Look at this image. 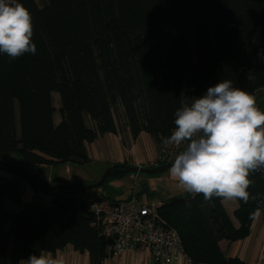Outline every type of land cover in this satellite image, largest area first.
I'll list each match as a JSON object with an SVG mask.
<instances>
[{
	"label": "trees",
	"instance_id": "1",
	"mask_svg": "<svg viewBox=\"0 0 264 264\" xmlns=\"http://www.w3.org/2000/svg\"><path fill=\"white\" fill-rule=\"evenodd\" d=\"M19 2L32 13L36 52L16 59L0 54V156L17 152L24 164L35 166L87 164L85 144L117 132L118 109L132 137L149 134L160 156L161 137L174 127L175 110L223 79L251 92L257 107L264 105V0ZM117 165L95 189L131 174ZM1 169L16 173L11 165ZM19 175L34 190L51 193V206L9 210L0 184V264L66 245L87 252L89 264H102L107 241L90 203L74 196L82 191H52ZM250 179L253 198L236 199L238 226L222 199L205 201L202 194L171 197L156 207L160 219L179 234L192 264H248L226 257L219 241L246 237L254 213L264 210V172Z\"/></svg>",
	"mask_w": 264,
	"mask_h": 264
},
{
	"label": "clouds",
	"instance_id": "2",
	"mask_svg": "<svg viewBox=\"0 0 264 264\" xmlns=\"http://www.w3.org/2000/svg\"><path fill=\"white\" fill-rule=\"evenodd\" d=\"M33 35L30 10L19 0H0V54H35ZM161 141L165 147L184 145L169 171L187 193L202 194L205 201L253 198L250 175L264 172V110L251 92L220 80L175 110L174 127ZM24 264L58 261L33 253Z\"/></svg>",
	"mask_w": 264,
	"mask_h": 264
},
{
	"label": "crops",
	"instance_id": "3",
	"mask_svg": "<svg viewBox=\"0 0 264 264\" xmlns=\"http://www.w3.org/2000/svg\"><path fill=\"white\" fill-rule=\"evenodd\" d=\"M57 96L58 94L56 92L52 93L53 102H56L58 105L57 108L55 107L56 109L59 108ZM116 118L118 124L116 133H104L99 135L93 142L85 144L86 152L90 159V162L87 164L35 166L33 164H24L22 159L11 156V153V155H8H10V159H15L16 162L21 163L26 169L28 167L35 168L37 171H45L44 174H47L46 171L50 170L48 172H51V175H43L41 178L55 184H90L96 182L102 176L105 169L114 164L125 163L141 167L151 165L159 153L152 137L145 132H141L138 136L132 137L121 109H118V116ZM59 121L60 116L56 113L54 115V123L57 124ZM88 123L90 126H93L91 121L88 120ZM17 131L19 132L18 126ZM6 156H1V160L8 161L5 160ZM54 168L56 170H53ZM133 175L129 174L124 178L112 179L103 188L85 190L76 193L74 196L88 203L100 197H104L106 200L117 201L137 196L148 203L159 206L163 201L171 197H189L193 195L187 193L180 186L178 179L173 177L169 170L157 176L139 178L138 180L141 183L139 189H132L128 185V181L131 180ZM0 177L6 178V181L0 179V184L4 192L3 203L7 209L20 212L23 209L48 208L51 206L52 194L42 190H34L30 183L18 173L0 169ZM8 185L11 186L12 192L6 189ZM106 189L110 190V193L113 195L112 197L104 194ZM123 192H126V195L122 197L121 194ZM6 196H8L7 200L5 199ZM221 202L233 224L238 226V221L234 216V211L238 208L237 200L225 198ZM8 227L9 223L6 224L5 229ZM219 246L226 257H236L248 264H264V210L259 209V212L256 211L254 213L250 224V232L246 237L233 242L223 239L219 241ZM105 252L106 258L102 264H155L148 250H129L116 255L106 245ZM42 254L58 261V264H89L88 253L78 252L70 245H66L63 249L54 253L43 252ZM5 258L8 261L11 258V240L8 243ZM17 264H24V261H19ZM175 264L192 263L189 260L182 259Z\"/></svg>",
	"mask_w": 264,
	"mask_h": 264
},
{
	"label": "built area",
	"instance_id": "4",
	"mask_svg": "<svg viewBox=\"0 0 264 264\" xmlns=\"http://www.w3.org/2000/svg\"><path fill=\"white\" fill-rule=\"evenodd\" d=\"M184 145L163 147L157 159L175 157ZM156 205L132 196L124 200H94L89 204L95 225L99 226L113 254L129 250H148L155 264H175L189 260L179 234L160 219Z\"/></svg>",
	"mask_w": 264,
	"mask_h": 264
},
{
	"label": "water",
	"instance_id": "5",
	"mask_svg": "<svg viewBox=\"0 0 264 264\" xmlns=\"http://www.w3.org/2000/svg\"><path fill=\"white\" fill-rule=\"evenodd\" d=\"M261 110H264V105ZM174 158L171 160H168L167 162L156 165V166H150V167H141V166H133L125 163L118 164L117 166L120 168H123L127 170L129 173H138V174H161L165 172L166 170L171 168L172 162ZM4 165H11L16 168V173L18 174H24L26 176H29L33 181H35L37 184L41 185L42 187L52 190V191H58V190H64V189H70V188H78L81 191L93 189L96 187H99L104 180L106 179L107 175L110 173L111 169L113 166H110L105 169L103 172L102 176L93 183L90 184H78V183H73V184H55L51 183L49 181H45L36 175L31 174L21 163L18 162H4L0 160V168H2Z\"/></svg>",
	"mask_w": 264,
	"mask_h": 264
},
{
	"label": "rangeland",
	"instance_id": "6",
	"mask_svg": "<svg viewBox=\"0 0 264 264\" xmlns=\"http://www.w3.org/2000/svg\"><path fill=\"white\" fill-rule=\"evenodd\" d=\"M37 1V3L39 4V5H42V3H43V0H36ZM53 98H55V97H53ZM53 100V99H52ZM54 101V100H53ZM57 101H58V104H59V98H58V96H57ZM257 102H258V100H257ZM53 105H55V107L57 108L58 107V105L56 104V102L54 103L53 102ZM180 151H182V150H180ZM12 154V155H11ZM10 155L11 156H14V157H18L19 159H21L20 157H19V155L17 154V152H13V153H11ZM10 155H8V156H6L5 157V160H8V161H6V162H16V160L15 159H10L11 157H10ZM13 158V157H12ZM2 159V157L0 156V160ZM157 159V158H156ZM1 161H3V160H1ZM5 162V161H4ZM155 162H156V160L155 161H153L152 162V164L154 163L155 164ZM72 167H73V165H72ZM1 169V168H0ZM27 170L31 173V174H33V175H36L37 177H39V178H41L43 175H45V176H49V174L51 173H49L48 171H50V170H48V171H46V173L47 174H44V172L45 171H37V169H35V168H30V167H28L27 168ZM53 170H56V168H54ZM169 170V169H168ZM168 170H166L165 171V173L168 171ZM131 174H134L133 176H132V178H131V180H129L128 181V185H130L131 187H132V189H135V188H137V189H139L140 187H141V183H140V180H138L139 178H145V177H148V175H145V174H138V173H131ZM138 174V176H136ZM51 175V174H50ZM0 179H3L4 181H6V178H3V177H0ZM42 179V178H41ZM46 181V180H45ZM47 181H49V180H47ZM8 191L10 190V192H12L11 191V186L10 185H8V188H6ZM104 194L105 195H108L109 197H112L113 195L110 193V190L109 189H106L105 190V192H104ZM74 195H76V194H74ZM122 197L123 196H125L126 195V192H123L122 194ZM137 197V196H136ZM139 199H141L140 197H138ZM5 199L7 200L8 199V196H6L5 197Z\"/></svg>",
	"mask_w": 264,
	"mask_h": 264
}]
</instances>
